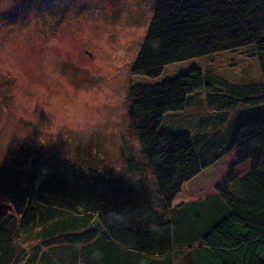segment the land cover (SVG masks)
Instances as JSON below:
<instances>
[{
	"label": "trees",
	"instance_id": "obj_1",
	"mask_svg": "<svg viewBox=\"0 0 264 264\" xmlns=\"http://www.w3.org/2000/svg\"><path fill=\"white\" fill-rule=\"evenodd\" d=\"M153 9L134 77L248 50L260 78L234 82L196 66L132 85L128 112L145 158L127 169L47 162L43 152L0 165V264H264V0H154ZM193 105L202 111L190 118ZM232 152L246 174L231 169L229 188L172 205Z\"/></svg>",
	"mask_w": 264,
	"mask_h": 264
},
{
	"label": "rangeland",
	"instance_id": "obj_2",
	"mask_svg": "<svg viewBox=\"0 0 264 264\" xmlns=\"http://www.w3.org/2000/svg\"><path fill=\"white\" fill-rule=\"evenodd\" d=\"M153 8L154 0H0V165L30 163L43 152L47 162L125 168L131 157L145 158L128 112L132 85L158 84L196 66L234 82L260 78L248 50L176 63L156 78L134 77ZM199 111L193 105L186 115ZM167 122L180 125L174 117ZM235 162L232 152L203 170L172 205L229 188L231 169L237 176L250 169Z\"/></svg>",
	"mask_w": 264,
	"mask_h": 264
},
{
	"label": "crops",
	"instance_id": "obj_3",
	"mask_svg": "<svg viewBox=\"0 0 264 264\" xmlns=\"http://www.w3.org/2000/svg\"><path fill=\"white\" fill-rule=\"evenodd\" d=\"M172 239H176V237H175V236H172V235H170V234H168V239H167V240H172ZM166 243H167V247H168L169 252H170V247L172 246V244H174V242H172V241H166ZM183 256H185V255L182 254V253H178L177 256H176V258H175V260H176V259H180V258H182Z\"/></svg>",
	"mask_w": 264,
	"mask_h": 264
}]
</instances>
